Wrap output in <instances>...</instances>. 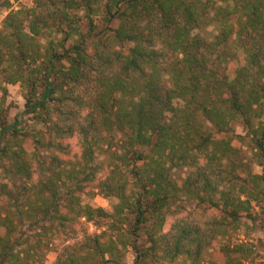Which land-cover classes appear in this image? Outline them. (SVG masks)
<instances>
[{"label":"trees","instance_id":"1","mask_svg":"<svg viewBox=\"0 0 264 264\" xmlns=\"http://www.w3.org/2000/svg\"><path fill=\"white\" fill-rule=\"evenodd\" d=\"M17 1L0 0V264H45L57 240L56 264H244L239 233L264 221V0ZM16 83L28 118L9 122ZM102 172L112 211L90 193Z\"/></svg>","mask_w":264,"mask_h":264},{"label":"rangeland","instance_id":"2","mask_svg":"<svg viewBox=\"0 0 264 264\" xmlns=\"http://www.w3.org/2000/svg\"><path fill=\"white\" fill-rule=\"evenodd\" d=\"M34 0H19L14 3V9H17L21 6H32ZM8 13L6 8L0 7V23L2 22L3 18ZM83 30H86V26H83ZM216 26L210 25L205 30V36L208 38H212V36L217 32ZM8 88V98L7 103L9 104V111H8V121L13 122L14 117L19 115L22 119H27L28 115L24 114L23 111L25 109L24 103V90L19 83L16 84H6ZM1 95V93H0ZM236 131L238 133L243 134L244 129L242 125L236 123L234 125ZM245 152L247 155H250V152L245 147ZM254 171L262 172V167L259 165L254 166ZM187 173V169H177L174 171V176L177 178L185 176ZM104 173H99L97 175L96 180L93 182L90 193L91 196L96 200L101 206H103L106 210L112 211L113 205L117 202L115 197H107L103 193L100 192L98 189V183L100 179L103 177ZM89 197L84 196V201H88ZM246 221V220H245ZM248 222V221H247ZM249 223V222H248ZM239 239L248 241L251 243L254 249V253L250 256V258L244 262V264H264V221L260 220L256 222L254 225H251L249 228H246L245 232L239 233ZM62 242L57 240L55 245L52 246L47 251L46 261L45 264H56V257H57V249L62 247ZM134 252L132 249H129L126 255V262L128 264H133L134 262ZM202 264H210L209 258H205V261Z\"/></svg>","mask_w":264,"mask_h":264}]
</instances>
